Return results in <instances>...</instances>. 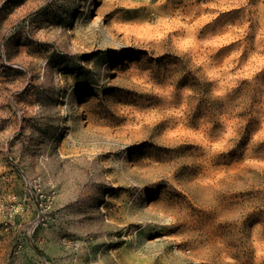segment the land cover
<instances>
[{"label": "rangeland", "instance_id": "374dc122", "mask_svg": "<svg viewBox=\"0 0 264 264\" xmlns=\"http://www.w3.org/2000/svg\"><path fill=\"white\" fill-rule=\"evenodd\" d=\"M118 1L0 0V264H264V0Z\"/></svg>", "mask_w": 264, "mask_h": 264}, {"label": "bare ground", "instance_id": "6f19581e", "mask_svg": "<svg viewBox=\"0 0 264 264\" xmlns=\"http://www.w3.org/2000/svg\"><path fill=\"white\" fill-rule=\"evenodd\" d=\"M44 1H45V0H44ZM108 1H109V0H108ZM111 1H112V0H111ZM119 1H121V0H119ZM119 1H118V2H119ZM32 3H33V2H32ZM38 4H39V3H38ZM120 5H121V4H120ZM36 6H37V5H36ZM118 6H119V5H118ZM118 6H117V7H118ZM55 7H56V6H55ZM33 8H34V7H33ZM93 8H94V7H93ZM184 11H185V10H184ZM182 12H183V11H182ZM106 13H107V12H106ZM33 16H34V15H33ZM97 16H98V15H97ZM120 16H121V15H120ZM30 17H31V16H30ZM115 18H116V17H115ZM100 19H102V18H100ZM120 21H121V20H120ZM120 21H119V22H120ZM167 21H169V20H167ZM164 22H165V21H164ZM169 22H170V21H169ZM113 23H114V22H113ZM170 23H171V22H170ZM161 24H162V23H161ZM166 24H167V23H166ZM91 25H92V24H91ZM119 25H121V24H119ZM119 25H118V27H119ZM127 25H128V24H127ZM146 25H147V24H146ZM158 25H159V24H157V26H158ZM164 25H165V24H164ZM115 26H116V25H115ZM134 26H135V25H134ZM157 26H156V27H157ZM165 26H166V25H165ZM165 26H164V27H165ZM49 27H51V26H49ZM118 27H117V28H118ZM136 27H137V26H136ZM168 27H169V25H168ZM171 27H172V25H171ZM171 27H170V28H171ZM57 28H58V27H56V29H57ZM84 28H85V27H83V29H84ZM121 28H122V27H121ZM129 28H130V27H129ZM148 28H149V27H148ZM157 28H158V27H157ZM159 28H160V27H159ZM79 29H80V28H79ZM83 29H82V30H83ZM95 29H96V28H95ZM123 29H127V26H126V28L124 27ZM132 29H133V27H132ZM132 29H131V30H132ZM154 29H155V27H154ZM48 30H49V29H48ZM87 30H88V29H87ZM96 30H97V29H96ZM137 30H138V28H137ZM141 30H143V29H141ZM144 30H145V28H144ZM144 30H143V31H144ZM147 30H148V29H147ZM147 30H145V31L147 32ZM159 30H160V29H159ZM40 31H41V30H40ZM40 31H39V32H40ZM54 31H55V30H54ZM60 31L62 32V30H60ZM128 31H129V30H128ZM128 31H127V34H128ZM132 31H133V30H132ZM135 31H136V29L134 30V32H135ZM139 31H140V28H139ZM139 31H138V32H139ZM149 31H150V29H149ZM41 32H42V31H41ZM41 32H40V33H41ZM44 32H45V31H44ZM57 32H58V31H57ZM122 32H123V31H122ZM129 32H130V31H129ZM134 32H132V33H134ZM40 33H39V34H40ZM53 33H54V32H53ZM71 33H72V30H71ZM82 33H83V32H82ZM89 33H90V32H89ZM108 33H109V32H108ZM41 34H42V33H41ZM54 34H55V33H54ZM94 34H95V33H94ZM147 34H148V33H147ZM149 34H150V33H149ZM42 35H43V34H42ZM45 35H46V34H45ZM45 35H44V36H45ZM52 35H53V34H52ZM52 35H51V36H52ZM138 35H139V34H138ZM141 35H142V34H141ZM141 35H140V36H141ZM46 36H47V35H46ZM77 36H78V34H77ZM77 36H76V37H77ZM90 36H91V35H90ZM101 36H102V35H101ZM36 37H38V36H36ZM88 37H89V36H88ZM113 37H114V36H113ZM117 37H118V36H117ZM136 37H137V35H136ZM56 38H57V36H56ZM61 38H62V37H61ZM98 38H99V37H98ZM66 39H68V38H66ZM78 39H79V41H80L81 43H85L84 40H86V39L83 37V35L79 36ZM142 39H143V38H142ZM88 40H89V39H88ZM107 40H109V39H107ZM58 41H59V40H58ZM61 41H62V40H61ZM95 41H96V40H95ZM59 42H60V41H59ZM59 42H58V43H59ZM90 42H91V41H90ZM90 42H89V43H90ZM60 43H61V42H60ZM60 43H59V44H60ZM85 44H86V43H85ZM102 45H103V44H102ZM104 45H105V44H104ZM104 45H103V46H104ZM62 46H63V45H62ZM62 46H61V48H62ZM83 46H86V45H83ZM95 46H96V45H95ZM72 47H73V46H72ZM76 47H77V46H76ZM87 47H88V46H87ZM63 48H64V46H63ZM70 48H71V47H70ZM98 48H99V47H98ZM53 50H54V49H53ZM77 50H78V49H77ZM80 50H81V49H80ZM83 50H84V49H83ZM29 52H30V51H29ZM69 52H70V51H69ZM71 54H72V53H71ZM77 54H78V53H77ZM116 54H117V53H116ZM36 56H37V55H36ZM70 56H71V55H70ZM32 57H33V56H32ZM35 58H36V57H35ZM30 59H34V58H30ZM38 59H39V58H38ZM40 60H41V59H40ZM45 60H46V59H45ZM30 61H31V60H30ZM36 61H37V60H36ZM42 62H43V61H42ZM35 63H36V62H35ZM94 63H95V62H94ZM81 64H82V63H81ZM91 67H92V66H91ZM49 68H50V67H49ZM93 68H94V67H93ZM47 69H48V68H47ZM45 70H46V69H45ZM51 70H52V69H51ZM45 72H48V71H45ZM48 73H49V72H48ZM44 74H45V73H44ZM49 76H50V75H49ZM49 76H48V77H49ZM48 77H44V78H48ZM138 118H139V117H138ZM139 119H140V118H139ZM99 120H100V119H99ZM109 120H110V119H109ZM137 120H138V119H137ZM138 121H139V120H138ZM110 122H111V121H110ZM112 122H113V121H112ZM116 122H117V121H116ZM83 123H84V122H83ZM104 123H106V122H104ZM104 123H103V124H104ZM114 123H115V122H114ZM130 123H131V122H130ZM132 123H133V122H132ZM99 124H100V123H99ZM115 124H116V123H115ZM128 124H129V122H128ZM145 124H146V123H145ZM156 124H157V123H156ZM130 125H131V124H129V128L131 129V126H132V125H131V126H130ZM135 125H136V124H135ZM140 126H141V125H140ZM108 127H109V126H108ZM123 127H124V126H123ZM126 127H127V126H126ZM126 127H125V129H126ZM127 128H128V127H127ZM129 128H128V129H129ZM132 128H133V127H132ZM140 128H141V127H140ZM150 128H151V127H150ZM118 129H119V128H118ZM148 129H149V128H148ZM116 130H117V129H116ZM121 130H122V129H121ZM129 131H130V130H129ZM129 131H128V132H129ZM139 131H140V130H139ZM81 132H82V131H81ZM115 132H116V131H115ZM137 132H138V131H137ZM77 133H79V132L77 131ZM135 134H136V133H135ZM87 135H88V134H87ZM92 135H93V134H92ZM74 136H75V135H74ZM76 136H77V135H76ZM80 136H81V135H80ZM100 136H101V135H100ZM123 136H124V134H123ZM143 136H144V135H143ZM101 137H102V136H101ZM140 137H142V136H140ZM76 138H77V137H76ZM136 138H137V137H136ZM130 141H131V139H130ZM74 142H75V140H74ZM81 142H82V141H81ZM125 142H126V141H125ZM128 142H129V141H128ZM77 143H78V141H77ZM89 143H90V142H89ZM118 143H119V142H118ZM82 144H83V142H82ZM93 144H94V143H93ZM64 145H65V144H64ZM74 145H76V143H75ZM87 145H88V144H87ZM95 145H96V144H95ZM103 145H104V144H103ZM107 145H108V143H107ZM80 146H82V145H80ZM84 146H85V145H84ZM84 146H83V147H84ZM89 147H90V146H89ZM119 147H120V146H119ZM61 148H62V147H61ZM65 148H66V147H65ZM85 148H86V147H85ZM93 148H94V147H93ZM67 149H68V148H67ZM73 149H74V148H73ZM87 149H88V148H87ZM97 149H98V148H97ZM102 150H103V149H102ZM77 151H79V150H77ZM85 151H86V149H85ZM87 151L89 152V150H87ZM90 151H91V150H90ZM65 152H66V151H65ZM80 152H81V151H80ZM83 152H84V151H82L81 153H83ZM76 153H77V152H76ZM124 154H126V153H124ZM121 161H122V160H121ZM161 163H162V162H161ZM114 174H115V172H114ZM112 175H113V174H112ZM119 175H120V174H119ZM124 175H125V174H124ZM114 176H115V175H114ZM120 176H121V175H120ZM121 177H122V176H121ZM133 177H134V176H133ZM154 178H155V177H154ZM154 178H153V179H154ZM121 179H122V178H121ZM119 180H120V179H119ZM122 183H123V182H122ZM126 183H127V182H126ZM132 183H133V182H132ZM133 185H134V184H133ZM140 189H141V188H140ZM163 203H164V202H163ZM163 203H162V204H163ZM159 204H160V203H159ZM134 209H136V208H134ZM134 209H133V210H134ZM164 209H165V208H164ZM177 210H178V209H177ZM115 211H116V210H115ZM184 211H185V210H184ZM116 212H117V211H116ZM124 212H125V211H124ZM129 212H131V211H129ZM181 212H182V211H181ZM118 214H120V213H118ZM137 214H138V213H137ZM161 214H162V213H161ZM182 214H183V213H182ZM120 215H121V214H120ZM135 215H136V214H134V216H135ZM135 218H136V217H135ZM167 220H168V218H167ZM106 221H107V220H106ZM106 221H105V222H106ZM174 221H176V220H174ZM130 262H132V261H130Z\"/></svg>", "mask_w": 264, "mask_h": 264}]
</instances>
